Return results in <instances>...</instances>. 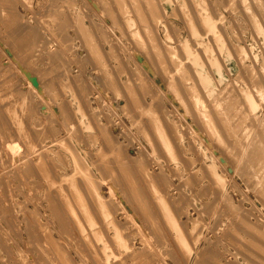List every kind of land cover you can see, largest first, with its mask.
<instances>
[{
	"label": "rangeland",
	"instance_id": "1",
	"mask_svg": "<svg viewBox=\"0 0 264 264\" xmlns=\"http://www.w3.org/2000/svg\"><path fill=\"white\" fill-rule=\"evenodd\" d=\"M117 1L0 0V264H264V0Z\"/></svg>",
	"mask_w": 264,
	"mask_h": 264
},
{
	"label": "bare ground",
	"instance_id": "2",
	"mask_svg": "<svg viewBox=\"0 0 264 264\" xmlns=\"http://www.w3.org/2000/svg\"><path fill=\"white\" fill-rule=\"evenodd\" d=\"M117 1V0H116ZM158 1V0H157ZM189 1V0H188ZM209 1V0H208ZM239 1V0H238ZM237 1V2H238ZM254 1H256V0H254ZM261 1V0H260ZM118 2V1H117ZM190 3L192 2V1H189ZM207 2V1H206ZM205 2V3H206ZM244 2V1H243ZM158 3V2H157ZM259 3V2H258ZM193 4V3H192ZM191 4V5H192ZM253 4V3H252ZM255 4H257V3H255ZM157 5V4H156ZM195 5V4H194ZM211 5V4H210ZM127 6V5H126ZM160 6V5H159ZM180 6H182V5H180ZM212 6V5H211ZM211 6H209V7H211ZM241 6H243L242 4H241ZM178 7V6H177ZM192 7V6H191ZM191 7H189V8H191ZM198 7V6H197ZM161 8V7H160ZM183 8V7H182ZM246 8V7H245ZM162 9V8H161ZM160 9V10H161ZM211 9V8H210ZM213 9V8H212ZM211 9V10H212ZM247 9H249V8H247ZM145 10V9H144ZM185 10V9H184ZM195 10V9H194ZM255 10V9H254ZM258 10V9H257ZM132 11V10H131ZM162 11V10H161ZM189 11V10H188ZM260 11V10H259ZM122 12V11H121ZM146 12V11H145ZM179 12V11H178ZM183 12V11H182ZM185 12V11H184ZM191 12H192V10H191ZM196 12V11H195ZM197 12H199V11H197ZM204 12V11H203ZM214 12V11H213ZM186 13V12H185ZM193 13H194V11H193ZM212 13V12H211ZM229 13H230V11H229ZM242 13V12H241ZM146 14V13H145ZM161 14H162V12H161ZM251 14V13H250ZM258 14V13H257ZM263 14V13H262ZM165 15V14H164ZM167 15V14H166ZM233 15V14H232ZM245 15V14H244ZM191 16V15H190ZM196 16V15H195ZM251 16V15H250ZM260 16V15H259ZM127 17H129V16H127ZM165 17V16H164ZM192 17H194V15H192ZM261 17V16H260ZM130 18V17H129ZM191 18V17H190ZM197 18V17H196ZM203 18V17H202ZM215 18V17H214ZM133 19V18H132ZM193 19V18H192ZM198 19V18H197ZM209 19H211L210 17H208V16H204V20L205 21H208ZM213 19V18H212ZM256 19H257V17H256ZM127 20V19H126ZM194 20H195V18H194ZM193 20V21H194ZM232 20V19H231ZM128 21H129V19H128ZM158 21H160V20H158ZM198 21V20H197ZM201 21V20H200ZM157 22V21H156ZM188 22V21H187ZM190 22V21H189ZM188 22V23H189ZM195 22V21H194ZM199 22V21H198ZM249 22H250V20H249ZM127 23H129V22H127ZM166 23H168V22H166ZM218 23V22H217ZM256 23H258V22H256ZM261 23H262V21H261ZM130 24V23H129ZM146 24V23H145ZM211 24V23H210ZM210 24H208V25H210ZM248 24H250V23H248ZM167 25V24H166ZM199 25H200V23H199ZM212 25H213V23H212ZM196 27H197V25H195ZM204 26V25H203ZM138 27V26H137ZM169 27H171V26H169ZM168 27V28H169ZM188 27V26H187ZM200 27H201V25H200ZM200 27H198V28H200ZM210 27V26H209ZM254 27H258V28H260L258 25H256V26H254ZM201 28H203V27H201ZM235 28V27H234ZM148 29V28H147ZM211 29H213V28H211ZM219 29V28H218ZM237 29H238V27H237ZM172 30V29H171ZM197 30V29H196ZM201 30V29H200ZM199 30V31H200ZM202 30H204V29H202ZM142 31V30H141ZM145 31V30H144ZM254 31V30H253ZM147 32V31H146ZM203 32V31H202ZM172 33H173V31H172ZM177 33V32H176ZM192 33V32H191ZM201 33V32H200ZM156 34V33H155ZM154 34V35H155ZM171 34V33H170ZM169 34V35H170ZM190 34V33H189ZM196 34V33H195ZM213 34V33H212ZM255 34V33H254ZM133 35V34H132ZM172 35H175V34H172ZM226 35V34H225ZM142 37H144V35L142 36ZM170 37V36H169ZM191 37V36H190ZM210 37V36H209ZM153 38V37H152ZM211 38H212V36H211ZM220 38V37H219ZM225 38V37H224ZM256 38V37H255ZM138 40V39H137ZM152 40V39H151ZM158 40H159V38H158ZM191 40V39H190ZM196 40V39H195ZM215 40V39H214ZM147 41V40H146ZM191 41H193V40H191ZM217 41H218V39H217ZM220 41V40H219ZM202 42V41H201ZM186 43V42H185ZM214 43V42H213ZM212 43V44H213ZM227 43V42H226ZM154 44H155V42H154ZM187 44V43H186ZM190 44H192V43H190ZM220 44H221V42H220ZM151 45V44H150ZM205 45V44H204ZM214 45V44H213ZM185 46V45H184ZM201 46V45H200ZM211 46V45H210ZM217 46H219V45H217ZM230 46V45H229ZM183 47V46H182ZM208 47V46H207ZM206 47V48H207ZM220 47V46H219ZM263 47V46H262ZM194 48V47H193ZM205 48V49H206ZM208 48H210V47H208ZM215 48V47H214ZM230 48H231V46H230ZM246 48V47H245ZM186 49V48H185ZM189 49H191V48H189ZM202 49V48H201ZM234 49V48H233ZM262 49V48H261ZM188 50V49H187ZM203 50V49H202ZM207 50H209V49H207ZM210 50H211V48H210ZM198 51V50H197ZM204 51V50H203ZM232 51V50H231ZM230 51V52H231ZM262 51V50H261ZM216 52H217V50H216ZM235 52V51H234ZM241 52H242V50H241ZM192 53V52H191ZM211 53V52H210ZM233 53V52H232ZM179 54V53H178ZM216 54H219V53H216ZM234 54V53H233ZM167 55V54H166ZM189 55V54H188ZM193 55H194V53H193ZM196 56V55H195ZM192 57V56H191ZM234 57H235V55H234ZM193 58H194V56H193ZM215 58H216V56H215ZM219 58H221L220 57V55H219ZM154 59V58H153ZM167 59V58H166ZM188 59V58H187ZM212 60V59H211ZM252 60V59H251ZM195 61V60H194ZM218 61V60H217ZM223 61V60H222ZM238 61V60H237ZM241 61H242V59H241ZM193 62V61H192ZM239 62V61H238ZM190 63V62H189ZM196 64H197V62H195ZM212 63V62H211ZM240 63V62H239ZM156 64V63H155ZM216 64V63H215ZM218 64V63H217ZM219 64H221V63H219ZM245 64V63H244ZM191 65V64H190ZM224 65V64H223ZM248 65V64H247ZM246 65V66H247ZM172 66V65H171ZM173 67V66H172ZM212 67V66H211ZM193 68V67H192ZM217 68L219 69V66H217ZM239 68H240V66H239ZM257 68V67H256ZM191 70V69H190ZM189 70V71H190ZM193 70V69H192ZM191 70V71H192ZM242 70H243V68H242ZM255 70V69H254ZM244 71V70H243ZM257 71V70H256ZM255 71V72H256ZM254 72V71H253ZM199 79H200V81L201 82H203V85L204 86H206V87H210V82H211V79H210V77L207 75V73L206 72H204L203 71V69H202V66L199 64ZM211 73V72H210ZM245 74V73H244ZM196 75V74H195ZM198 75V74H197ZM213 75V74H212ZM263 75V74H262ZM163 76V75H162ZM190 77V76H189ZM245 77V76H244ZM253 77H254V75H253ZM166 78V77H165ZM193 78V77H192ZM261 78V77H260ZM262 79V78H261ZM178 84V83H177ZM264 84V83H263ZM199 85V84H198ZM198 87V86H197ZM205 87V88H206ZM223 87V86H222ZM240 87V86H239ZM248 87V86H247ZM248 89V88H247ZM200 90V89H199ZM199 90H197V91H199ZM252 90V89H251ZM190 91V90H189ZM213 91V90H212ZM250 91V90H249ZM194 92V91H193ZM244 92V91H243ZM254 92V91H253ZM227 93V92H226ZM252 93V92H251ZM209 94V93H208ZM262 94H263V92H262ZM194 95V94H193ZM253 95V94H252ZM251 95V96H252ZM257 95V94H256ZM192 96V95H191ZM258 96V95H257ZM257 96H255V97H257ZM193 97V96H192ZM210 97V96H209ZM259 97V96H258ZM263 97V96H262ZM195 98V97H194ZM193 98V99H194ZM231 98V97H230ZM246 98L247 99H245V100H248L249 101V103H250V105L252 104L253 105V103H252V97H250V95L249 94H246ZM219 99V98H218ZM262 99V98H261ZM223 100V99H222ZM264 100V99H263ZM254 101H256V100H254ZM259 101V100H258ZM226 102V101H225ZM197 103V102H196ZM210 104V103H209ZM212 104V103H211ZM215 104V103H214ZM256 105V104H255ZM263 105V104H262ZM204 106H206V105H204ZM235 106V105H234ZM246 106V105H245ZM250 107V106H249ZM214 108V107H213ZM233 108V107H232ZM254 108V107H253ZM204 109V108H203ZM247 109H248V107H247ZM251 110V109H250ZM249 110V111H250ZM253 110V109H252ZM255 110V109H254ZM194 111V110H193ZM201 111H202V109H201ZM203 111H205L206 112V110L204 109ZM213 112H214V110H213ZM217 112V111H216ZM222 112H224V111H221V114H222ZM254 112V111H253ZM252 112V113H253ZM195 113V112H194ZM242 113V112H241ZM201 114V113H200ZM214 114V113H213ZM241 115V114H240ZM245 115V114H244ZM201 116V115H200ZM209 116V115H208ZM207 116V114L205 113V114H203V117H204V122L203 123H207V125H208V127L210 128V129H213V130H215V125L214 124H218V123H214V122H212V120H210V118ZM227 117V116H226ZM242 117V116H241ZM256 117V116H255ZM202 118V117H201ZM212 119V118H211ZM198 120V119H197ZM203 120V119H202ZM216 120V119H215ZM225 120V119H224ZM237 120V119H236ZM217 121V120H216ZM221 121V120H220ZM229 121V120H228ZM255 121V120H254ZM153 122V121H152ZM218 122V121H217ZM236 122V121H235ZM237 122H238V120H237ZM156 123V122H155ZM220 123V122H219ZM226 123H227V121H226ZM242 123H243V121H242ZM153 124H154V122H153ZM222 124V123H221ZM221 124L219 125V126H221ZM200 125V124H199ZM229 125H230V123H229ZM226 126H228V125H226ZM234 126V125H233ZM158 127V125L156 126V129H158L157 128ZM223 127V126H222ZM216 128H217V126H216ZM228 128V127H227ZM231 128V127H230ZM218 129V128H217ZM235 129V128H234ZM220 130V129H219ZM221 130H223V128L221 129ZM228 130H230L229 128H228ZM238 130V129H237ZM245 130V129H244ZM161 131V130H160ZM163 131V130H162ZM231 131V130H230ZM258 131V130H257ZM242 132V131H241ZM157 133V132H156ZM162 133V132H161ZM160 133V134H161ZM204 133V132H203ZM217 133V132H216ZM225 132L223 131V133H222V135L224 134ZM244 133V132H243ZM242 133V134H243ZM250 133V132H249ZM260 133V132H259ZM206 134V133H205ZM227 135V134H226ZM241 135V134H240ZM264 135V134H263ZM238 136V135H237ZM245 136V135H244ZM227 137V136H226ZM241 137V136H240ZM250 137H251V135H250ZM218 138V137H217ZM234 138V137H233ZM239 138V137H238ZM243 138V137H242ZM228 139V138H227ZM244 139H246V137L244 138ZM259 139V138H258ZM260 139H262V138H260ZM264 139V138H263ZM230 140V139H229ZM232 141H233V139H231ZM236 140V139H235ZM250 140V139H249ZM264 141V140H263ZM166 141H164V143H165ZM239 142V141H238ZM249 142V141H248ZM259 142V141H258ZM235 143V142H234ZM251 143H252V141H251ZM166 144V143H165ZM168 144V143H167ZM229 144V143H228ZM233 144V143H232ZM244 144V143H243ZM248 145L247 146H249V144L250 143H247ZM258 144V143H257ZM238 145H239V143H238ZM245 145V144H244ZM241 146V145H240ZM260 146V145H259ZM239 147V146H238ZM245 148H246V146H245ZM244 149V148H243ZM256 152V151H255ZM248 153V152H247ZM229 154V153H228ZM227 154V155H228ZM260 154V153H259ZM249 155V154H248ZM233 156V155H232ZM258 156V155H257ZM252 162V161H251ZM243 163V162H242ZM249 163V162H248ZM263 164V163H262ZM261 164V165H262ZM247 165V164H246ZM254 165V164H253ZM248 167V166H247ZM46 169V168H45ZM45 169H44V171H45ZM43 170V169H42ZM224 170V169H223ZM239 171V170H238ZM250 172V171H249ZM75 173V172H74ZM45 174V173H44ZM46 175V174H45ZM71 175H73V174H71ZM65 177V176H64ZM68 177V176H67ZM66 177V178H67ZM71 178H72V176H70ZM87 177V176H86ZM65 179V178H64ZM70 179V178H69ZM74 180V179H73ZM69 182V181H68ZM71 182V181H70ZM251 184V183H250ZM72 185V184H71ZM132 186H134V185H132ZM73 187V186H72ZM58 188V187H57ZM136 192V191H135ZM80 200V199H79ZM78 200V201H79ZM79 203V202H78ZM218 207V206H217ZM70 208V207H69ZM215 223V222H214ZM32 224V223H31ZM217 226V225H216ZM215 226V227H216ZM35 227V226H34ZM214 228V227H213ZM179 230V229H178ZM178 234V233H177ZM180 236H181V234H180ZM1 242V241H0ZM54 245H56V244H54ZM4 249V248H3ZM57 251V250H56ZM58 251H59V247H58ZM3 252V251H2ZM59 253H61L60 251H59ZM200 253V252H199ZM201 254V253H200ZM264 258V257H263ZM207 259V258H206ZM65 260V259H64ZM4 262V261H3ZM14 262V261H13ZM7 263V262H6ZM66 263V262H65ZM15 264V263H14ZM17 264V263H16Z\"/></svg>",
	"mask_w": 264,
	"mask_h": 264
}]
</instances>
